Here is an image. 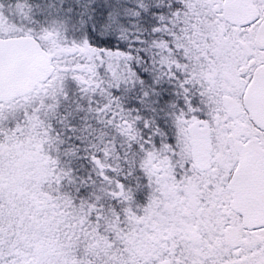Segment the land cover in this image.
<instances>
[{"label":"snow or ice","instance_id":"snow-or-ice-1","mask_svg":"<svg viewBox=\"0 0 264 264\" xmlns=\"http://www.w3.org/2000/svg\"><path fill=\"white\" fill-rule=\"evenodd\" d=\"M0 264H264V0H0Z\"/></svg>","mask_w":264,"mask_h":264}]
</instances>
